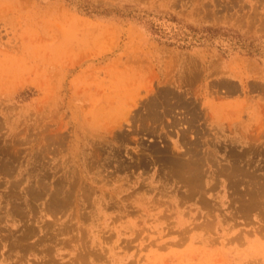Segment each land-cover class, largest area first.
<instances>
[{"label": "rangeland", "instance_id": "obj_1", "mask_svg": "<svg viewBox=\"0 0 264 264\" xmlns=\"http://www.w3.org/2000/svg\"><path fill=\"white\" fill-rule=\"evenodd\" d=\"M0 264H264V0H0Z\"/></svg>", "mask_w": 264, "mask_h": 264}, {"label": "crops", "instance_id": "obj_2", "mask_svg": "<svg viewBox=\"0 0 264 264\" xmlns=\"http://www.w3.org/2000/svg\"><path fill=\"white\" fill-rule=\"evenodd\" d=\"M198 59H200L199 56H197ZM231 61H229V63L223 62V61H219L218 58H216L214 55H211L210 60L208 61V63L206 65H220L221 68L220 69H227L228 65H230ZM245 65H255L253 62L251 61H246ZM230 78L237 80L238 78L235 76H230ZM208 109L211 112V100H209L208 103Z\"/></svg>", "mask_w": 264, "mask_h": 264}]
</instances>
